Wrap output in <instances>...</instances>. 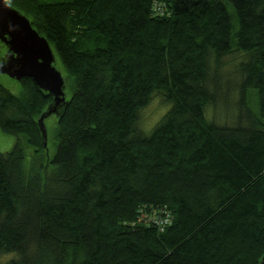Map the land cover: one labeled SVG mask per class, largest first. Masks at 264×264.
I'll use <instances>...</instances> for the list:
<instances>
[{"label":"trees","instance_id":"trees-1","mask_svg":"<svg viewBox=\"0 0 264 264\" xmlns=\"http://www.w3.org/2000/svg\"><path fill=\"white\" fill-rule=\"evenodd\" d=\"M6 1L49 41L72 96L49 159L38 121L53 96L0 83V129L16 138L0 152V264H263L264 0ZM233 18L249 57L239 123L221 127L205 109L220 102L210 64L226 71ZM154 94L171 108L146 134ZM157 209L164 229L146 218Z\"/></svg>","mask_w":264,"mask_h":264},{"label":"rangeland","instance_id":"rangeland-1","mask_svg":"<svg viewBox=\"0 0 264 264\" xmlns=\"http://www.w3.org/2000/svg\"><path fill=\"white\" fill-rule=\"evenodd\" d=\"M228 10L230 13L233 11V7L229 4ZM239 30L238 21L236 18H233V31H232V48L231 54L222 59L221 66L224 67L225 72H221L219 64H210V70L213 74L216 72L219 73V83L218 90L219 93L217 105L209 104L205 109V116L209 121H214L219 126H228L234 127L239 123V102L240 89L242 79L239 78L238 71L241 70L243 63L248 61L249 55L241 50L237 45V32ZM7 49L4 47L0 49V53L6 54ZM215 57L214 52H211ZM243 54L245 59H243ZM240 60L238 64H235L237 60ZM234 63V64H233ZM231 64V65H229ZM56 67L61 71L65 79L64 92L66 100H69L72 96V80H69L68 74L65 70V67L58 60ZM240 79V80H239ZM0 83L7 88L14 95H20L21 93V84L15 79L10 78L7 75H0ZM233 90L232 96L231 91ZM157 94V93H156ZM154 94V95H156ZM246 103L250 110L256 115H260L259 105H258V92L255 89H249L246 93ZM171 104H166L162 98L156 95L151 103L142 111L140 118V128L146 134H150L155 125H157L161 119L167 114L170 110ZM58 116L52 114L46 119V127L48 131V140L47 145L49 144L48 156L49 159H53L56 153V145L54 143V138H52ZM50 136V138H49ZM16 144V138L10 135L5 134L0 129V152L8 153L10 152ZM29 162V158L27 159ZM51 167V166H50ZM49 167V169H50ZM17 254H10L2 258V262L9 261L13 258H16Z\"/></svg>","mask_w":264,"mask_h":264},{"label":"water","instance_id":"water-1","mask_svg":"<svg viewBox=\"0 0 264 264\" xmlns=\"http://www.w3.org/2000/svg\"><path fill=\"white\" fill-rule=\"evenodd\" d=\"M0 42L7 48L0 62V75H7L18 82L30 78L41 90L53 96L54 108H49L38 121L47 146L45 119L56 114L58 108L66 102L65 79L55 65V52L31 21L6 0H0Z\"/></svg>","mask_w":264,"mask_h":264},{"label":"built area","instance_id":"built-area-1","mask_svg":"<svg viewBox=\"0 0 264 264\" xmlns=\"http://www.w3.org/2000/svg\"><path fill=\"white\" fill-rule=\"evenodd\" d=\"M161 213L164 215L161 216ZM146 218L151 224H156L162 229L170 225L172 217L168 214V211H160V209L154 210L153 214L147 215Z\"/></svg>","mask_w":264,"mask_h":264},{"label":"bare ground","instance_id":"bare-ground-1","mask_svg":"<svg viewBox=\"0 0 264 264\" xmlns=\"http://www.w3.org/2000/svg\"><path fill=\"white\" fill-rule=\"evenodd\" d=\"M162 216V215H161Z\"/></svg>","mask_w":264,"mask_h":264}]
</instances>
